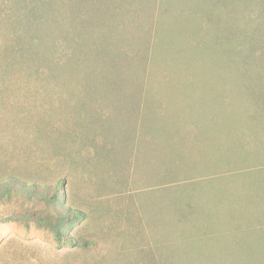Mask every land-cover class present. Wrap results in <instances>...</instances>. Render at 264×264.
Here are the masks:
<instances>
[{"label": "rangeland", "instance_id": "obj_1", "mask_svg": "<svg viewBox=\"0 0 264 264\" xmlns=\"http://www.w3.org/2000/svg\"><path fill=\"white\" fill-rule=\"evenodd\" d=\"M252 2L231 12L244 19L256 12ZM219 8L217 0H0V178H63V204L86 212L70 231L85 244L59 246L51 230L20 217L44 201L0 199V264H264V196L251 189L264 182V145L237 106L260 69L211 63L204 51L220 30L210 21ZM155 31L181 52L151 74L76 72L94 68L101 34L117 60L133 62L123 48L148 51ZM220 102L235 104L230 125ZM205 108L223 120L211 127ZM186 199L190 216L178 224ZM246 221L256 230L232 228ZM209 222L231 228L205 239L199 228Z\"/></svg>", "mask_w": 264, "mask_h": 264}, {"label": "trees", "instance_id": "obj_2", "mask_svg": "<svg viewBox=\"0 0 264 264\" xmlns=\"http://www.w3.org/2000/svg\"><path fill=\"white\" fill-rule=\"evenodd\" d=\"M217 1L221 7L219 9L223 12H219V14H217L215 18L210 19V21L215 19L214 22H217L218 20L220 30L217 31V34L213 39L212 48H205L204 52L212 51V54H214V56L212 55L213 59L211 60V63H216V61L220 60L222 62L228 61L231 64L240 61L243 62L244 65H248L252 61H256V63L259 64L260 74L256 77H254L255 75H250L248 77L246 88H249V92H246L247 95L245 94L244 101L237 104V106H242L244 108V117H246L248 122L251 123V126L255 128V134L253 133L254 139H261V142L264 145V0H255V3L252 2L250 5L256 9V12L254 14L247 13L244 16V19H238L237 14L231 12L232 6L236 5L241 0ZM247 4L248 2L246 1L244 8L247 7ZM232 25L237 27V31L234 32L232 30H227L231 29L230 27ZM100 36L101 38H99V42L97 43L100 49V57L98 55L94 68L91 69L87 64L81 63L76 70L77 73L119 74L122 75L121 79L126 78L127 75H138L140 72L148 75L155 71L157 61H161L163 64L169 63V60L178 52V50L181 52L179 48L177 50L173 45H169L171 43L170 36H165L158 33V31H155L153 36L151 35L152 39L150 37L148 40L151 44L148 51L138 53L133 46H125V48H123L125 56H129L135 52V60L133 62L126 61V58L117 60V57H115L116 48L114 45H111L113 43L111 39L102 34ZM101 44L103 45L102 47H100ZM214 70H216V67ZM234 108L235 104L220 102L218 110L221 112L220 114H223V118H225L223 123H226L224 124L230 125V122L234 121L235 115H237ZM205 110L207 112L205 118L213 121L210 122L211 127H213L212 124H217L223 120L220 114L211 112L206 108ZM219 131V144H224L226 141L223 142L222 139H226L227 137H225L222 130L221 132ZM230 133L231 130L228 128L229 136ZM240 162L249 163L248 160H242ZM206 168L207 167L203 169ZM172 177L175 178L174 175ZM63 180L65 179L62 178L61 180H57L56 183L41 184L37 181L28 183L21 177L14 175L1 177L0 199H10L15 195L22 194L32 199L34 198L36 200L44 201L46 204L44 208L28 209L21 212L20 217H22L27 223L31 221L40 228L51 230L55 236V241L59 246H83L82 244L85 243H81L80 240H84L80 237L74 236L70 231L74 223L82 221L86 216V212L63 204L67 199V192ZM251 189L255 191L258 190L259 195L261 197L264 196V182L253 184ZM228 199H232V202H234L233 197ZM189 201L190 200H187L186 204L178 205L175 208L174 215L178 224L185 223L188 216H190L188 215V210L191 209L192 204L189 203ZM248 222L249 221L238 222L232 228H239L240 230L248 229L250 231L256 230V227L251 228L249 226L254 222L246 225ZM258 223H264V216L260 218ZM211 224L212 223L209 222V225L205 228H199V231H201L199 234L201 236L207 235L205 239H210L208 235L212 237V233H216V235L222 231L226 233L231 228V225H229L227 228L223 227L224 230H220V227L215 229ZM259 228L263 229L264 227L260 225ZM235 242L238 243L236 246L240 247L245 245L246 249L253 250L252 245L248 242ZM235 242L233 241L230 244L234 245ZM260 250L264 251V245ZM234 256L237 261H242L244 259L239 255ZM172 260L174 261H170L169 264H175L176 262H178L176 264H183L184 261H187L184 259L181 260V257H174ZM212 261L214 263H222V258H215V260L213 259Z\"/></svg>", "mask_w": 264, "mask_h": 264}]
</instances>
